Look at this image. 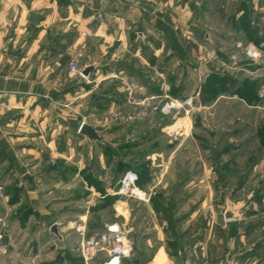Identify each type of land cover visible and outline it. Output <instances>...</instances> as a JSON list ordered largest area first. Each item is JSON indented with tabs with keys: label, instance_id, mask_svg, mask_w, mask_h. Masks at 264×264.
I'll list each match as a JSON object with an SVG mask.
<instances>
[{
	"label": "crops",
	"instance_id": "obj_1",
	"mask_svg": "<svg viewBox=\"0 0 264 264\" xmlns=\"http://www.w3.org/2000/svg\"><path fill=\"white\" fill-rule=\"evenodd\" d=\"M249 30L264 37V0H0V188L4 189L0 195L9 207L27 198L25 213L17 216L23 223L14 222L11 228L33 231L20 242L9 239L3 233L8 226L5 228L7 220L1 213L0 249L7 251L15 240L32 245L35 252L31 259L39 264H73L78 259L81 263L76 264H90L89 259L76 258L72 252L67 256L59 250L61 259L59 252L55 254L63 243L71 251L81 242V233L75 222L57 219L55 210L38 196V178L33 172L41 166L44 148L51 149V155L70 159L57 137L61 133L71 137L75 130L81 143L127 149L131 154L142 144L133 136L122 142L128 127L110 122L115 107L128 102L127 94L121 95V84L127 80L141 84L147 91L141 95L142 101L180 99L186 85L195 83L193 69L201 71L207 63L213 64L222 51L228 54L227 40L233 33L247 35ZM258 41L262 43L264 38ZM77 56L81 66L93 67L88 75L70 70V62ZM110 81H116L115 89L105 86ZM92 115L98 119H91ZM82 122L92 124L103 141H91L81 134ZM105 135L110 139L114 135V141L109 142ZM178 143L169 141L168 146L173 149ZM146 148L153 170L154 155H160L162 147ZM125 159L116 168L112 163L115 171L124 173L132 168L131 158ZM52 164L49 162L51 170L58 172L59 166L52 168ZM27 172L33 181L25 178ZM111 179L115 181V175ZM112 186H107L106 194L112 193ZM241 186L229 190V195L221 191L216 196L223 197L225 203L227 196L246 197L248 201L236 210L249 209L247 213L254 214L226 223L218 218L201 222L196 218L198 202L186 207L178 203L175 193L155 190L147 202V231L140 230L127 202L117 200L113 222L126 228L133 245L132 253L120 264H221L230 247L241 264H264V219L259 221L264 217V205L255 206L264 191ZM197 194L194 191L191 196ZM88 212L83 210L78 219L86 226ZM256 214L258 222L253 217ZM46 222L49 233L43 237ZM53 224L58 233L52 231ZM106 224L110 223L104 221V229Z\"/></svg>",
	"mask_w": 264,
	"mask_h": 264
},
{
	"label": "rangeland",
	"instance_id": "obj_2",
	"mask_svg": "<svg viewBox=\"0 0 264 264\" xmlns=\"http://www.w3.org/2000/svg\"><path fill=\"white\" fill-rule=\"evenodd\" d=\"M247 32V35L245 32H235L227 40L230 54L222 51L214 59V62H211L213 64L208 65L207 63L201 71L193 69L196 73L193 76L195 83L187 84L183 94L185 96L180 97V100H183L199 93L198 97H194L191 105L176 107L164 114L160 107L170 100L162 101L155 98L153 101L150 99L142 101L140 97L147 91L141 84L131 80L121 84V88L124 90L121 95L126 93L128 102L116 106L115 110L112 109V111L114 110V119H110V122L120 123L124 128L128 127V131L122 135V142L131 140L130 138L133 136L135 141L142 144V147L132 149L130 154L127 149L103 148L97 144L91 147L87 143H81L79 134L75 130L71 132V137L61 133L57 137L58 145L66 147L65 151L68 152L70 159L60 157L57 153L51 155L49 153L51 149L44 148L41 166L39 170L33 172L38 178L36 190L40 200L46 202L50 210H55L57 219L73 221L76 223V227L78 222L82 221H78L81 218L79 217L80 213L83 210H88L87 236H94L104 231V221L113 223L117 219L114 203L117 200H125L129 212L133 214V221L142 228L140 230L147 231L144 226L150 219V207L147 202L151 200V197L147 201H141L138 198L123 196L116 192L120 180L127 170L123 173L115 171L114 168L121 166L122 162L127 160L125 158L128 157L131 158V166L142 172V181L145 183V187H148L145 188L142 185L143 189L150 194H153L155 190H165L168 195L175 193L178 203L186 207L190 202H198L195 203L200 207L197 208L196 218H199L201 222L204 220L213 221L214 218L225 223L234 222L232 220L235 218H241L246 214L253 215L254 213H247L251 212L249 209L247 212L241 211L240 208L236 210L241 206L239 204L248 201L246 197L227 196L228 201L225 203L223 197L216 196L221 191L222 194L229 195V190L236 189L240 185H242L241 188L247 190L264 191V48H261L262 43L258 41L264 37H258L256 33L253 35L250 30ZM250 44L258 48L262 54L261 58L257 59V57L254 58L247 54ZM207 54L203 55L208 57ZM75 61L78 62L83 73L85 67L81 66L78 56L71 60V62ZM190 75L191 73L187 74V77L189 78ZM225 75L235 77L238 83L223 88L217 79L219 76ZM84 76L86 75L84 74ZM200 78H203L201 85ZM110 82L105 86L115 89L114 87L117 85L115 86L114 82L116 81ZM203 91L209 97V100L205 102L201 100L200 95ZM241 91L257 94V97L250 101L245 100L241 97ZM95 95L97 96V94ZM156 105L159 106L158 109L155 108ZM91 119L96 120L98 116L92 115ZM164 124L171 127L164 128ZM77 127L78 123L74 124V128ZM111 138L109 142L114 141V135L113 137L111 135ZM147 141L148 144H144ZM169 141H178L179 143L171 149L168 146ZM152 145H159L162 150L160 155H154L155 163L152 167L153 170H150L151 166L148 165L145 153L146 146ZM118 152L121 154L119 159L116 158ZM29 159L32 158L29 157ZM109 161L111 164L108 163ZM49 162L59 166L58 172L51 170ZM114 175L116 180L112 181L111 178ZM112 183V187H114L112 193L106 194L105 189ZM179 190L180 192L177 193ZM3 191L4 189L0 188V192ZM194 191L196 194L198 193L197 196H191ZM260 195V199L257 198L258 200L255 201L256 208H261L264 205V194ZM26 200L27 198L24 197L20 204L9 207L0 195V217L1 213H4L7 220L5 228L8 226V230L5 229L3 232L4 236L9 239L10 237L18 239V242L24 236L33 235L32 229L29 228L26 230L21 227L11 228L14 222L19 221L20 225L23 223L17 216L21 215L22 217L25 213L24 211L28 207ZM231 210L232 216L228 217V212ZM257 216L256 214L253 217ZM128 219H131L129 215ZM263 219L264 217L259 221ZM48 225L49 222H46V233L42 234L43 237L49 233ZM69 235L74 236L70 232ZM79 236L82 240V235L79 234ZM15 240L13 241L14 245L12 244L7 251L0 249V252H4L0 254V264H39L31 259V254L35 252L33 246L22 245ZM80 243L73 245L71 251L70 246L63 243L61 248L66 249L58 247L55 254L59 252V259H61L59 251L61 250L63 253L66 252L67 256H70L72 252L74 257L86 259L80 250ZM230 248L221 264L233 247ZM23 253H26L25 257L21 255ZM107 258L108 254L105 251H100L89 258V263L99 264ZM80 261L81 259H78L73 264L81 263ZM67 263L71 264L70 261Z\"/></svg>",
	"mask_w": 264,
	"mask_h": 264
},
{
	"label": "built area",
	"instance_id": "obj_3",
	"mask_svg": "<svg viewBox=\"0 0 264 264\" xmlns=\"http://www.w3.org/2000/svg\"><path fill=\"white\" fill-rule=\"evenodd\" d=\"M249 47L250 48L247 50L249 56L254 58L257 57V59L262 57L261 52L253 44H250ZM261 48H264V42H262ZM70 68L72 71L79 73L80 76H84L82 68L79 66L78 62H71ZM193 99V96H188L183 100L178 98L170 99L169 102H165L160 107V110L164 114H167L176 107L191 105ZM158 107V105L155 106L156 109H158ZM186 112H188L187 109ZM138 180V173L133 169H128L120 180L116 192L123 196L138 198L141 201L149 200L152 194L143 189L138 184ZM116 210L117 212H120L119 208H116ZM77 228L82 235L80 250L87 260L96 253L105 251L108 254V258L104 260L103 263L108 264L115 261L116 264H120V260L123 257L129 256L133 251V245L127 237V230L119 222L106 224L104 231L94 236H87L86 225L81 221L78 222ZM223 264H240V261L235 254L229 252Z\"/></svg>",
	"mask_w": 264,
	"mask_h": 264
},
{
	"label": "water",
	"instance_id": "obj_4",
	"mask_svg": "<svg viewBox=\"0 0 264 264\" xmlns=\"http://www.w3.org/2000/svg\"><path fill=\"white\" fill-rule=\"evenodd\" d=\"M93 69L92 66H87L83 69V74L88 75L90 71ZM79 132L85 136H87L91 141L98 140L103 141L102 136L99 134L97 129L88 122H82L79 128ZM57 166L55 164H52V168H56ZM25 178L29 179L30 181H33V176L30 173L25 174ZM229 213L228 217L232 216V210ZM52 231L55 233H58L57 226L55 224L52 225ZM105 264V263H103Z\"/></svg>",
	"mask_w": 264,
	"mask_h": 264
},
{
	"label": "trees",
	"instance_id": "obj_5",
	"mask_svg": "<svg viewBox=\"0 0 264 264\" xmlns=\"http://www.w3.org/2000/svg\"><path fill=\"white\" fill-rule=\"evenodd\" d=\"M217 81L221 82V84L223 85V88L226 87L227 85L234 86V85H236L238 83V80L235 77L230 76V75L219 76ZM242 88H244V87H242ZM200 95H201V100L203 102L209 100V97L206 96L204 91L202 92V94L200 93ZM241 97L245 98V100L250 101L253 98L257 97V94H253V93L251 94V93H247L246 91H241ZM130 169H133V170H135L138 173V175H139L138 184L142 187V172H140L138 169L133 168V167L130 168Z\"/></svg>",
	"mask_w": 264,
	"mask_h": 264
},
{
	"label": "bare ground",
	"instance_id": "obj_6",
	"mask_svg": "<svg viewBox=\"0 0 264 264\" xmlns=\"http://www.w3.org/2000/svg\"><path fill=\"white\" fill-rule=\"evenodd\" d=\"M108 264H116L115 261L111 262V263H108Z\"/></svg>",
	"mask_w": 264,
	"mask_h": 264
}]
</instances>
